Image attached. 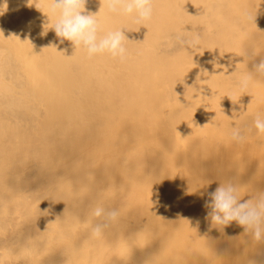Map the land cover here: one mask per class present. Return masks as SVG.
I'll return each mask as SVG.
<instances>
[{"label":"bare ground","instance_id":"obj_1","mask_svg":"<svg viewBox=\"0 0 264 264\" xmlns=\"http://www.w3.org/2000/svg\"><path fill=\"white\" fill-rule=\"evenodd\" d=\"M52 3L0 0V264L264 259V242L205 206L227 182L264 196V0H153L143 24L86 0L105 32L124 31V62L61 44ZM97 205L119 209L99 236Z\"/></svg>","mask_w":264,"mask_h":264},{"label":"clouds","instance_id":"obj_2","mask_svg":"<svg viewBox=\"0 0 264 264\" xmlns=\"http://www.w3.org/2000/svg\"><path fill=\"white\" fill-rule=\"evenodd\" d=\"M85 3L86 0H53L49 10L53 15L59 12V18L54 25L56 36L62 38L59 42L62 44L64 40L71 41L77 48L84 50L90 59L108 54L121 62L126 61L129 50L125 44L124 31L116 29L105 32L96 15L82 11ZM106 4L110 13L130 16L137 24L150 21L154 14L153 0H106ZM249 18L253 19L251 16ZM174 39L177 45L188 48L197 47L199 42L198 38H188L180 34ZM253 67L257 74L264 76V58ZM252 79L251 74L244 76L240 81L242 91L247 89ZM254 127L258 133H264V118L258 115L254 120ZM231 137L235 141H243L245 131L234 127ZM207 195L210 202H206L205 206L211 208V211L206 218H210L212 225L223 229L236 222L254 241L264 242V196L242 200L238 186L233 182L222 184ZM91 215L99 218L92 225V233L99 236L117 220L119 209L97 205L92 208ZM249 264H264V259H254Z\"/></svg>","mask_w":264,"mask_h":264}]
</instances>
